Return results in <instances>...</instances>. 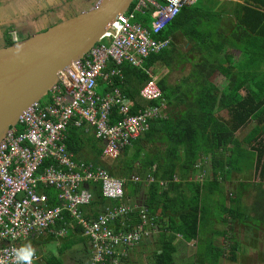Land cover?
Listing matches in <instances>:
<instances>
[{"label": "built area", "instance_id": "built-area-1", "mask_svg": "<svg viewBox=\"0 0 264 264\" xmlns=\"http://www.w3.org/2000/svg\"><path fill=\"white\" fill-rule=\"evenodd\" d=\"M197 1L136 0L82 60L61 72L49 92L53 104L31 107L10 129L0 144V264H29L23 259L29 251L30 264L40 261L33 245L26 241L43 230L53 231L64 215L75 218L90 240L89 264H120L116 248L135 246L149 236L151 232L145 231L144 225L154 223L144 208L143 223L133 229L117 232L111 226L139 209L137 204L112 207L92 218L83 216L82 209H89L92 201L85 185L98 184L104 199L121 201L125 182L101 168L92 169L90 162L74 161L62 142L69 125H86L101 144V157L115 160L150 130L153 121L165 118L167 102L155 78L141 89L146 105L136 111L133 101L117 92L101 98L97 89L99 82H110L123 65L142 67L149 57L169 48L171 41L159 37L185 7ZM138 16H150L151 27L139 22ZM10 34L11 41L16 42V33ZM113 110L116 119L111 122ZM131 180L138 181L139 177L132 176ZM47 188L56 191L54 199L43 192ZM123 224L128 225L127 221ZM63 231L61 227L56 234Z\"/></svg>", "mask_w": 264, "mask_h": 264}, {"label": "trees", "instance_id": "trees-1", "mask_svg": "<svg viewBox=\"0 0 264 264\" xmlns=\"http://www.w3.org/2000/svg\"><path fill=\"white\" fill-rule=\"evenodd\" d=\"M201 2L203 0H199L197 5ZM85 4L87 2L81 0L78 6H84ZM188 8L185 7L183 9L181 14L166 28L159 38H166L168 34L170 35L179 29L176 26L177 22L180 20L182 13ZM255 12L258 14L256 22L253 25L244 20L238 25V42L234 41L236 35H233L232 44L239 50H242L244 58L234 63L233 56L229 54L227 55V60L216 61L218 64L216 67L213 66L215 70L210 72L214 73L218 68L227 80L225 88L221 91L208 81V77L211 76L208 70L213 68L210 67L213 64L210 56L214 51L222 49V44L217 42L215 36L210 33L208 28L202 31L206 35V43L200 44L199 51L197 52L198 61H196L197 57L193 52H187V54L178 53L172 56L173 58L178 57V60L183 59V61L195 60L193 65L194 72L186 80L184 79L182 85L178 86L184 92H174L176 98L184 96V99L182 98L181 103L177 102L178 104H174L170 99L173 88L171 87L167 91L159 83L158 85L163 91V97L166 99L168 106L165 110L167 116L153 121L150 130L132 143L131 151L133 150V153L130 154V149L125 148L119 156L120 160H118L119 158L116 160L117 165L112 166L108 170L110 174L119 178L134 173L146 176L150 175L159 183L164 182L161 188V198L158 199L162 207L146 209L149 218H154L152 222L159 224L158 229L162 231L161 236L164 237L163 239H165L166 234H170L171 239H173L176 237L175 234L178 232L182 233V231L186 240L195 238L198 233L200 214L202 217L209 215L206 212L210 210L207 201L213 198L221 199L220 201L230 199L232 203L230 209L225 208L224 211H218L217 207L215 210L216 214L221 216L223 212H229L226 214L232 215V219L238 220L239 217L242 218V214L238 213V210L243 205V196L248 195L253 187L259 188L258 183L252 182L254 180L253 176L259 172V179L264 183V27H261L258 22V16H261V12ZM203 13L206 14V11ZM213 15L216 16L215 13ZM146 21L148 20L146 19ZM210 25L211 21H207L206 26L209 27ZM15 28L14 25L7 27L3 33L5 41L3 42V38L1 37L0 43L3 42L6 47L11 46L10 30H14ZM244 35H247V42H244ZM207 43L211 44L207 46ZM203 46H205V49ZM167 50L159 54L162 55ZM151 59L152 56L144 64L149 63ZM110 68H112V65L109 66ZM144 76H146L144 80L140 79L142 83L148 79V75L144 74ZM187 85H189L188 91ZM242 90L246 91L245 96L241 95ZM125 95L129 98H134L129 93ZM156 103L153 102L152 104ZM39 104L40 106L52 105L53 101L51 98L45 105L41 102ZM136 105L135 108H140V105ZM115 119L116 116L113 110L111 122H114ZM84 126L86 125H82L79 128H84ZM250 126L252 128L247 136L242 140L238 139L237 134L240 130L244 128L250 129ZM69 127L71 126L69 125ZM67 131L68 128L64 133L65 148L73 154L71 152L73 151V147L70 146ZM89 131H91L92 135V139L90 136L88 137L89 141H93V130L89 128ZM149 146L155 149L166 146V149L161 153L156 152L160 150H156L154 153V150H149ZM85 159L82 156H74V161L85 162ZM208 164L211 165L210 168L207 167ZM154 167L156 169H153ZM238 174L241 175L238 177ZM199 175L203 176V184L194 181L198 180L197 177ZM175 176L179 178V184L176 185L173 181ZM190 178H193V180L190 181ZM233 178L240 179V181L233 193L235 198L232 199L227 197L221 186L224 185V182L232 184ZM141 185L144 188L140 186L138 190H135L138 194H144L147 191L146 188H149V195L154 194V196H157V184H152V186L149 184ZM89 189L92 193L90 208L82 209L83 216L86 217L94 215L93 213L98 206L103 207L106 204V200L101 196L96 184H91ZM43 192L50 198H55L56 191L54 189L47 188ZM261 205H264L262 201ZM147 206L149 207L148 204ZM86 210H90L89 213ZM138 210L139 212L130 213V222L127 221L128 225L126 226L119 222V219L116 220L115 231H129L142 224L141 209L139 208ZM157 210H164L163 217L160 216L161 219L154 216V212H157ZM166 210L171 214L168 220L164 219ZM174 211L180 215L178 218H174ZM180 217L187 223L186 230L179 225L178 220ZM240 221L244 223V220ZM168 223L169 225H167ZM256 226L257 228H252L258 229V224ZM60 227L68 229V232H71L73 236L67 238L59 237L56 231ZM153 227L155 226L147 227V229L150 230L151 235L155 236V234H152ZM31 240L35 241V244L32 245L35 247L40 259L41 255H43L42 252L49 251V254L44 257L43 261L37 260L36 264H67L62 256H55L50 250L46 249V243L57 240L60 241L63 248H68L69 252L72 245H77V249H75L77 255L74 256V263L89 264V239L87 235L83 234V228L80 227L72 216L64 215V219L60 220L53 227V231L43 230L40 234H34L27 242L30 244ZM140 243L141 241L137 244ZM238 243L236 242L231 246L235 248L239 247ZM174 250L176 248L172 245L171 241L165 242L163 240L161 243L159 242L158 249L154 250L155 263L173 264ZM220 256V254L211 256L213 257L211 258V263L217 264ZM128 257L125 256L123 263L128 261ZM256 260L264 261V256L259 254ZM242 264H250V261L246 260ZM258 264L264 263L259 262Z\"/></svg>", "mask_w": 264, "mask_h": 264}, {"label": "crops", "instance_id": "crops-1", "mask_svg": "<svg viewBox=\"0 0 264 264\" xmlns=\"http://www.w3.org/2000/svg\"><path fill=\"white\" fill-rule=\"evenodd\" d=\"M199 1V0H198ZM197 1V3H198ZM195 3L194 5L190 6L186 11H184L180 17V20L177 22L178 30L174 31L170 35L168 34V37L161 38V39H170L172 41V44L168 50L163 52L162 55L157 54L153 55L152 59L149 63L146 65L144 64L142 67H135L131 64L124 65L115 75L110 82H99L98 86V94L99 96L105 97L106 95H112L115 92H117L119 95L123 96L126 100L133 101L134 103L140 105V108H136L137 110L141 109L146 105L143 101L140 100V91L144 87V85L151 79L155 78L158 83L162 84L163 88L168 91L171 87L172 95L170 96V99L174 102V104H178L177 102L181 103L182 97H177L174 95V92H180L183 93V89H179L178 86L182 85L184 79L190 75H192V72H194V59L185 60L183 59L178 60V57H172L179 54H187V52L190 53H197L200 48V44L206 43V35L202 33L203 30L209 29L210 33L213 34L217 40V42L222 44V49L220 51H214L213 54H211L210 58L213 64L210 67L215 66L216 61H222L227 60V55L230 53V49H233L235 53H237L239 56V60H242L244 58V54L242 50H239L235 46H233V35H236L234 38L235 42H238L239 39L237 35L239 34L238 25L241 23L242 20L245 22H248L249 24L253 25L256 22L257 12H261V16H258V22L260 23V26L264 27V0H203L200 4L197 5ZM134 7V4H132ZM251 9V10H248ZM254 10V11H252ZM206 11V14L203 13ZM213 13L216 14V16L213 15ZM143 21H142V20ZM148 20L145 22V20ZM137 20L139 22H143L142 24L148 28L152 25V19L149 17L145 18L142 16H138ZM211 21V25L209 27L206 26V22ZM214 32V33H213ZM264 37V36H263ZM248 38L247 35H244V42H247ZM211 43H207L206 45H210ZM205 45V46H206ZM205 46L203 48L205 49ZM198 54V53H197ZM235 58L234 54H230ZM237 61H234L236 63ZM146 63V62H145ZM215 70V67L212 69H209L208 72L213 77L214 73H210L211 71ZM232 72V71H231ZM128 73V74H127ZM207 73V72H203ZM249 73V71H247ZM145 75H148L147 81H144L143 83L140 82V79L144 80L146 78ZM213 84V83H212ZM214 85V84H213ZM215 86V85H214ZM226 86V84H225ZM223 86L222 89L225 88ZM217 89L218 87L215 86ZM189 90V85H187V91ZM131 94L135 98H129L125 94ZM178 99V101H177ZM184 99V98H183ZM187 99V98H186ZM188 100V99H187ZM137 106V105H136ZM89 128L87 126H84V128H76V127H68V138L70 146L73 147V154L75 157L86 158L85 162H90L92 164V169L101 168L105 170L109 175H111L114 178L117 179H123L124 184V190H125V199H124V205H128L133 207L135 203L139 204L144 209H152V208H159L162 207L161 203L158 202V199L161 198L162 195V182L159 183L154 178H149L150 175H139V174H130L126 177H116L110 174L108 171L112 168V166L117 165V162L115 160H107L103 159L101 157V144L98 140L93 138V141H89V136L92 139L91 131H89ZM70 132V135H69ZM64 145V139L62 142ZM131 152V148H130ZM129 152V153H130ZM128 153V154H129ZM120 160V158L118 159ZM153 169H156L154 167ZM137 176L139 177L138 181H132L131 177ZM200 180H194L195 182H199L203 184V176L199 175L197 177ZM150 179H153V181H149ZM234 185H237L240 179L233 178ZM193 178H190V181H192ZM141 184H149L152 186V184H157V196L149 195L148 189L145 191L144 194H138L137 191L138 188L141 186L144 188ZM159 184V185H158ZM179 184V178H176L175 185ZM138 185V186H137ZM164 185V184H163ZM168 188V187H167ZM259 194L255 197V200L252 199L249 195L243 196L242 201V207L239 208L238 213L242 214V218L239 217V219H232V215H229L228 218H230L232 221H234V225L231 224V227L229 229H223L220 228L221 226L219 223H226L227 219L225 218L226 213L229 212H223V218L222 215L215 213V210L218 207L219 210H225L230 209L232 206L231 200L227 199L225 201H220L221 199L213 198L212 200L207 201V205L210 206V210L206 211L209 213V215H202L200 214L199 217V224H198V233L195 238H192L191 240H186L185 236L182 233L178 232L175 234V238L171 239L170 234H166L165 239L161 236V230L158 229L159 224H156L154 222L153 232L151 237L146 236L141 240L140 244H136L135 246L127 247V248H116V252L118 251L119 254L117 255L116 259L117 261L122 264L125 260V256H129L131 254H136L134 250L136 248H140L142 245L146 248L150 246H154V243H156L155 250L158 249V243L161 241H171L172 245L176 248L173 252V264H212L211 263V256H214L216 254H220V259L218 260L217 264H221L224 260H230L236 262V260H255L259 257V254L254 258L252 255L247 254L248 250L257 249V246L251 247V245L244 244L246 243V237L247 234L250 231V228L246 224L249 222V216L251 214L255 215V223L258 224V228L264 226V222L258 217V215L264 216V206L261 205V201L264 203V194ZM141 198V199H140ZM170 202V201H169ZM174 202V201H173ZM134 203V204H133ZM149 207L147 206V204ZM107 204H105L103 207L98 206V208L95 209V212L93 213L96 215L97 212H101L104 210V207ZM91 210V209H90ZM90 210H86L88 213ZM169 210V209H168ZM168 210H166L164 219L168 220L170 218L171 214L168 213ZM151 211V210H150ZM139 212L138 209L132 210L130 213ZM163 211L157 210V212H154V216L157 218H160V216L163 217ZM130 213L126 216H122L119 218V222L124 223L125 221L130 222ZM133 215V214H131ZM180 216L178 212L174 211V218H178ZM134 217V216H133ZM142 219V216H141ZM154 219V218H152ZM240 220H244V223ZM179 225L181 228H185L187 223L182 220V217H180ZM117 223V222H116ZM169 225V223L167 224ZM114 227L116 224L113 225ZM147 227L151 226H145V231H147ZM235 227V228H234ZM159 231V234L157 232ZM185 233V232H184ZM180 235V236H179ZM73 236V234H72ZM69 236H65L67 238ZM148 237V238H147ZM64 238V239H65ZM221 239L223 241H221ZM28 241V240H27ZM26 241V242H27ZM236 242H239V247H232V244H235ZM243 242V243H242ZM28 243V242H27ZM29 245V243H28ZM57 245V244H56ZM61 247L57 248L58 254H54L55 256H60V254L65 253L68 251V248H63L62 244L60 243ZM57 245V246H60ZM247 246H249L247 248ZM119 247V246H116ZM223 247H225L223 249ZM77 249V245H72L70 247L71 249ZM91 250V248H90ZM244 250V251H243ZM51 251V250H50ZM141 251V250H140ZM52 252V251H51ZM53 253V252H52ZM155 253V252H154ZM89 260L92 256V253L89 254ZM130 257V256H129ZM129 257L127 258L128 261H126L123 264H131V261L129 260ZM235 257H237L235 259ZM88 260V261H89ZM154 264L155 263V257L153 255ZM243 262V263H244ZM73 264H76L73 263ZM111 264V263H109Z\"/></svg>", "mask_w": 264, "mask_h": 264}, {"label": "water", "instance_id": "water-1", "mask_svg": "<svg viewBox=\"0 0 264 264\" xmlns=\"http://www.w3.org/2000/svg\"><path fill=\"white\" fill-rule=\"evenodd\" d=\"M135 1L98 0L47 30L0 45V144L20 117L52 91L61 72L82 60Z\"/></svg>", "mask_w": 264, "mask_h": 264}, {"label": "rangeland", "instance_id": "rangeland-1", "mask_svg": "<svg viewBox=\"0 0 264 264\" xmlns=\"http://www.w3.org/2000/svg\"><path fill=\"white\" fill-rule=\"evenodd\" d=\"M37 2H39L38 5H37L35 0H0V12H3L5 14L9 15V14L14 12L16 6L21 5V4L25 5V6L21 7V8H23V11H25V9L27 7L26 4H29L32 9H36V6H37V10H36L35 14L38 15L40 13V10L43 9L44 14L40 18L46 17L47 25L45 27H47L48 25H50L51 23H54L56 21V20H54V17H52L54 14L48 13V11L50 9H56L57 7H59V8L61 7L62 10L64 11V17L66 18V17H70L73 13H76V11L79 9L78 5H80L76 2H74V0H37ZM88 5H89V7L92 6V4H90V3H88ZM56 16L61 18L60 13ZM33 19H37V17H33ZM24 22H26L27 24H29L31 26H33L35 24V22L32 20H26ZM17 24H19V23H17ZM37 25H39V22H37ZM0 27H1V25H0ZM24 37H26V35ZM229 53L235 55L233 62L237 61L239 59L240 55L235 53L233 49H230ZM195 56L197 57L196 61H198L199 60L198 54L195 53ZM217 64L218 63L215 62V67ZM219 66L223 67L222 65H219ZM216 71H218V72H216L213 77L212 76L208 77L209 78L208 81L213 83L215 86H217L219 88V90L221 91L223 86H225V84L227 83V80L225 79L224 75L222 74V72L218 68L216 69ZM97 91H98V89H97ZM241 95L245 96L246 91L242 90ZM51 98H53L51 93H48L40 102L45 105V103H47V101H49ZM140 100L143 101L141 99V97H140ZM143 102L146 103L145 101H143ZM251 128H252V126H250V129L244 128V129L240 130V132L237 134L238 139L242 140L243 138H245L247 136V134L249 133V131L251 130ZM165 149H166V146L160 147L158 149H155V148L149 146V150H154V153L156 150H160V151H156V152L161 153V152L165 151ZM132 153H133V150L131 151L130 154H132ZM142 156H144V155H142ZM210 166L211 165L208 164L207 167L210 168ZM241 174H238V177ZM176 178H178V177H176V176L174 177V179H173L174 182H175ZM253 178H254V180L252 182L258 183L259 188L253 187L252 190H254V189H257V190L256 191L251 190V192L248 195L252 199L255 200V197L257 196L258 193H260V194L263 193L264 183H262V181H260V179H259V172H257L253 176ZM198 180H200V179H198ZM234 183H235V181H234ZM234 183L230 184L228 182H224L223 183L224 185L221 186V189H223L225 191L227 197L232 198V199L235 198L233 196V193H234L236 186H237V185H234ZM162 184H164V182H162ZM228 216L229 215L225 216V218L227 219L226 223H219V225L221 226L220 228L229 229L231 227V224L234 225V223H233L234 221H232L230 218H228ZM258 217L264 222V216L263 215H258ZM248 219H249V222L246 225L248 227L257 228L256 223H255V215L251 214V216H249ZM253 228H250V231L247 234V237L245 240L246 243H244V244L248 243L247 245H251V247L257 246V249H255V250L250 249V250H248L247 254L252 255L254 258L258 254H261L264 256V226L261 225V227L258 229H253ZM157 232L159 234L158 230H157ZM67 236H72V233L69 232L67 234ZM149 236L151 237V233L149 234ZM221 241H223V240L221 239ZM32 244H35L34 240H31L29 245H32ZM56 244L60 245V241L57 240L55 242L46 243V249L51 250L53 252V254H56V253L58 254L59 252H57L56 249L60 248L61 245L57 246ZM154 246L156 247V243H154ZM154 246L152 245V246L146 248L142 245L140 248H136L134 250V252L136 254L129 255L130 256L129 260L131 261V264H154V260H153V255H154V250H155ZM248 247L249 246H247V248ZM32 248L35 249V247H33V246H32ZM224 248L225 247H223V249ZM42 253H43V255H41L40 261H43L44 257L47 254H49V251L42 252ZM76 255H77V252H75L74 248L71 249L70 252L68 251V252L60 254V256H62L64 258V260L67 264H73L74 258H75L74 256H76ZM249 261H250V264H258L259 262L264 263V261H258L256 259L255 260H249ZM243 262H244V260H242V261L236 260V262L230 261V260H224L221 264H242Z\"/></svg>", "mask_w": 264, "mask_h": 264}, {"label": "flooded vegetation", "instance_id": "flooded-vegetation-1", "mask_svg": "<svg viewBox=\"0 0 264 264\" xmlns=\"http://www.w3.org/2000/svg\"><path fill=\"white\" fill-rule=\"evenodd\" d=\"M74 2L80 4L81 0H74ZM26 5H27V7H26L25 11H23V8H21L25 5L21 4V5L16 6L14 12L9 14V15H7L3 12H0V25H1L0 35H2L3 42L5 41L4 36H3L4 30L11 25H14L16 27L15 29L17 30L19 37L23 38L25 35L27 36V35H31L34 33H40L44 30H47L48 27H51L54 24L63 20L62 14H64V11L62 10L61 7L60 8L57 7L56 9H50L48 11V13L54 14L52 17H54V20H56V21L54 23H51L47 27H45L47 25L46 17L40 18L44 14L43 9H41L40 13L38 15H36L35 13L37 10V6H36V9H32L29 4H26ZM59 13L61 15V18L56 16ZM33 17H37V19H33ZM26 20H32L35 22V24L33 26H31V25L27 24L26 22H24ZM37 22H39V25H37ZM17 23H19V24H17ZM3 42L1 43V44H3L1 46H4Z\"/></svg>", "mask_w": 264, "mask_h": 264}, {"label": "clouds", "instance_id": "clouds-1", "mask_svg": "<svg viewBox=\"0 0 264 264\" xmlns=\"http://www.w3.org/2000/svg\"><path fill=\"white\" fill-rule=\"evenodd\" d=\"M36 1V3H37V5L39 4V2H37V0H35ZM86 2H87V4H85L84 6H81V7H79L80 9H78L77 11H76V13H78L79 12V10H82L83 8H88L89 7V5H88V3H90V4H92V6H94L96 3H97V1L98 0H85ZM75 13V14H76ZM62 19H64V14H62ZM10 32H15L16 33V35H17V41L16 42H12V45L13 44H16V43H18L20 40H22L23 38H27V37H29L30 35H27L26 37H23V38H20L19 37V35H18V33H17V30L16 29H14V30H10ZM32 35V34H31ZM1 36V35H0ZM1 38V37H0ZM169 39V38H168ZM170 40V39H169ZM171 41V40H170ZM170 44H172V41H171V43ZM0 45H1V43H0ZM171 46V45H170ZM168 107V106H167ZM165 115V117L167 116V114H164ZM111 176V175H110ZM92 184H94V183H92ZM91 185V184H90ZM90 185H85V187L84 188H87L88 190H90L89 189V186ZM97 185V187L99 188V190H100V186L98 185V184H96ZM101 193V192H100ZM124 194H125V190H124ZM102 196V195H101ZM125 196L126 195H124V198L121 200V201H118V200H107V199H105L106 200V206L104 207V210L103 211H101V212H98V214L99 213H102V212H105V211H107V210H109V209H112V207H121V206H125L124 205V199H125ZM104 199V198H103ZM135 204H137V203H135ZM138 205V207L140 208V209H142L143 207H141L139 204H137ZM89 216V215H88ZM93 216H95V215H90L89 217H93ZM119 219V218H118ZM114 224H116L115 222L114 223H112L111 224V226L112 225H114ZM114 227V226H113ZM60 229H61V227H60ZM59 229V230H60ZM69 232H68V229H65L64 228V231H63V233L61 234V235H58L59 237H65L67 234H68ZM89 248H90V240H89ZM90 253H91V250H90ZM31 255H32V253L29 251L26 255H24L23 256V259L25 260V261H29V264H30V257H31Z\"/></svg>", "mask_w": 264, "mask_h": 264}]
</instances>
